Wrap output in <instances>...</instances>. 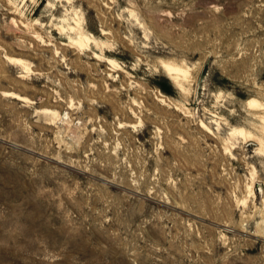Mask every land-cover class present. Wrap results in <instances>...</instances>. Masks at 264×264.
<instances>
[{"label": "rangeland", "instance_id": "374dc122", "mask_svg": "<svg viewBox=\"0 0 264 264\" xmlns=\"http://www.w3.org/2000/svg\"><path fill=\"white\" fill-rule=\"evenodd\" d=\"M0 264H264V0H0Z\"/></svg>", "mask_w": 264, "mask_h": 264}, {"label": "bare ground", "instance_id": "6f19581e", "mask_svg": "<svg viewBox=\"0 0 264 264\" xmlns=\"http://www.w3.org/2000/svg\"><path fill=\"white\" fill-rule=\"evenodd\" d=\"M11 61H14L15 64L16 63H20L21 60L18 58H10ZM9 59V60H10ZM163 67L166 71V73L170 76L173 77L177 80L178 75H180V73L184 72L181 68H179L178 66L172 64V63H168V62H163ZM15 96V95H13ZM255 102L253 99H249V104ZM241 130V129H240ZM240 133V132H239Z\"/></svg>", "mask_w": 264, "mask_h": 264}]
</instances>
